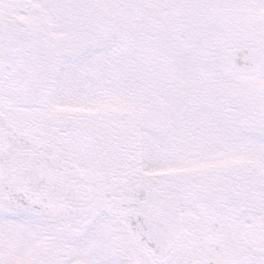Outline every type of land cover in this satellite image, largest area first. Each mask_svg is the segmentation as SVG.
I'll list each match as a JSON object with an SVG mask.
<instances>
[{
  "label": "snow or ice",
  "instance_id": "obj_1",
  "mask_svg": "<svg viewBox=\"0 0 264 264\" xmlns=\"http://www.w3.org/2000/svg\"><path fill=\"white\" fill-rule=\"evenodd\" d=\"M0 264H264V0H0Z\"/></svg>",
  "mask_w": 264,
  "mask_h": 264
}]
</instances>
